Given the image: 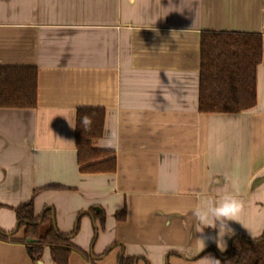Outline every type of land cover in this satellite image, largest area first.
Wrapping results in <instances>:
<instances>
[{"label":"crops","instance_id":"crops-1","mask_svg":"<svg viewBox=\"0 0 264 264\" xmlns=\"http://www.w3.org/2000/svg\"><path fill=\"white\" fill-rule=\"evenodd\" d=\"M203 30L262 34L253 108L200 111ZM0 65L38 68L37 106L0 107L2 230L19 204L49 206L62 232L79 224L70 264H214L233 236L264 234V0H0ZM80 107L105 109L94 146L113 150L115 172L80 171ZM234 184L245 208L224 248L188 209ZM9 236L0 264H54L49 248L32 261L24 229Z\"/></svg>","mask_w":264,"mask_h":264},{"label":"trees","instance_id":"trees-1","mask_svg":"<svg viewBox=\"0 0 264 264\" xmlns=\"http://www.w3.org/2000/svg\"><path fill=\"white\" fill-rule=\"evenodd\" d=\"M263 59V36L241 31L203 30L201 33V66L199 76V109L201 112L235 113L253 108L257 103V73ZM38 103V68L33 65H0V107L34 108ZM87 115L90 128L81 123ZM105 109L80 107L77 110L76 147L80 171L84 173H113L117 158L113 150L97 148L94 141L104 134ZM57 188L59 185H48ZM1 206V204H0ZM21 239L34 263L42 260L50 249L54 264H70L71 253L78 246L73 242L79 224L71 233H64L54 223L53 208L45 210L42 220L30 199L15 207ZM105 227V212L91 209ZM125 209L117 212L119 220ZM0 239L8 232L0 228ZM97 234V227H96ZM29 239H32L30 241ZM219 264H264V234L250 238L243 234L232 237L231 249L218 255ZM117 264H136V257L120 255Z\"/></svg>","mask_w":264,"mask_h":264},{"label":"clouds","instance_id":"clouds-1","mask_svg":"<svg viewBox=\"0 0 264 264\" xmlns=\"http://www.w3.org/2000/svg\"><path fill=\"white\" fill-rule=\"evenodd\" d=\"M81 123L85 129H88L92 124V120L85 115L82 117ZM105 146L111 147V141ZM225 181L227 182V177H225ZM238 196V189L234 184L233 190L226 191L220 199H209L207 205L204 207L196 204L188 209L198 225H202L204 228L217 230V236L208 237V239L216 240L218 246L219 243L222 242L225 248L226 243L224 237L235 235V231L230 226L229 222L234 221L239 223V218L242 216L245 208V202L238 198ZM198 232L203 233V228L198 229ZM198 240L205 245V240L203 238ZM214 264H219V260H214Z\"/></svg>","mask_w":264,"mask_h":264},{"label":"water","instance_id":"water-1","mask_svg":"<svg viewBox=\"0 0 264 264\" xmlns=\"http://www.w3.org/2000/svg\"><path fill=\"white\" fill-rule=\"evenodd\" d=\"M47 209H52L51 207H46L43 211H42V213L40 214L41 215V219L38 221V223H40L41 222V220H42V217H43V214H44V212H45V210H47ZM53 220H54V223H55V214H54V212H53ZM19 222H17V224H16V228H15V230L13 231V232H8L7 234L8 235H12V234H14L15 232H17L18 230H19ZM77 226V225H76ZM1 231V230H0ZM30 241H32V239H29ZM231 245H232V239H231V241H230V244H229V250L231 249ZM220 255V254H219Z\"/></svg>","mask_w":264,"mask_h":264},{"label":"rangeland","instance_id":"rangeland-1","mask_svg":"<svg viewBox=\"0 0 264 264\" xmlns=\"http://www.w3.org/2000/svg\"><path fill=\"white\" fill-rule=\"evenodd\" d=\"M73 252H80V250H78V249L76 250V249H75ZM80 253H81V252H80ZM90 255H92V254H90Z\"/></svg>","mask_w":264,"mask_h":264},{"label":"flooded vegetation","instance_id":"flooded-vegetation-1","mask_svg":"<svg viewBox=\"0 0 264 264\" xmlns=\"http://www.w3.org/2000/svg\"><path fill=\"white\" fill-rule=\"evenodd\" d=\"M229 250V249H228Z\"/></svg>","mask_w":264,"mask_h":264}]
</instances>
